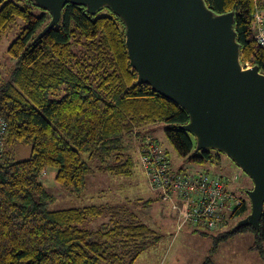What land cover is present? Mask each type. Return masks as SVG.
<instances>
[{"label": "trees", "instance_id": "16d2710c", "mask_svg": "<svg viewBox=\"0 0 264 264\" xmlns=\"http://www.w3.org/2000/svg\"><path fill=\"white\" fill-rule=\"evenodd\" d=\"M205 1L216 14L235 12L242 62L264 73V50L253 33L259 0ZM38 7L33 0H0V39L17 18L25 23L7 50L13 69L7 78L0 73V116L9 132L0 157V264H136L161 238L137 209L93 205L50 210L54 199L42 177L56 169L55 180L80 194L94 171L127 177L137 158L142 171L141 155L162 150L150 129L159 122L167 124L166 139L180 158L206 166L218 163L223 154L196 152V139L181 128L190 121L186 110L137 83L123 21L109 8L108 15H99L101 9L92 16L86 7L68 3L59 25L34 43L51 20L44 9L39 16L33 14ZM21 144L30 145L31 154L16 161L11 149ZM165 157L172 178L198 174L172 172L166 152ZM156 193L142 207L159 202L174 214ZM239 200L229 219H244L250 212ZM105 217L110 220L99 229L83 225ZM247 230L255 235L252 249L264 259V212L258 231L233 227L214 236L210 254L222 241Z\"/></svg>", "mask_w": 264, "mask_h": 264}, {"label": "water", "instance_id": "95a60500", "mask_svg": "<svg viewBox=\"0 0 264 264\" xmlns=\"http://www.w3.org/2000/svg\"><path fill=\"white\" fill-rule=\"evenodd\" d=\"M51 20L33 40L61 21L68 3L90 15L110 9L125 27L126 49L137 83L183 107L181 128L195 151L221 152L250 178L251 211L234 229L259 230L264 212V73L242 65L235 12L216 14L205 0H33Z\"/></svg>", "mask_w": 264, "mask_h": 264}, {"label": "rangeland", "instance_id": "374dc122", "mask_svg": "<svg viewBox=\"0 0 264 264\" xmlns=\"http://www.w3.org/2000/svg\"><path fill=\"white\" fill-rule=\"evenodd\" d=\"M259 5L263 7L264 0H259ZM31 11L33 14L39 16L42 12V8H33ZM98 14L108 15V11L107 9H103ZM24 26V21L17 18L15 24L7 31L8 33L5 37L0 39V73L3 78H7L8 74L13 69L12 65L14 63L9 55H7V50ZM256 26L257 23L255 21L253 23L254 31ZM166 128L167 124L163 122L150 126L154 138L158 141L161 149L168 155L172 172L174 171L183 174H196L203 172L218 177L221 176L223 177L225 184H227L231 194L233 193L236 198L245 201L247 207H249L251 211V203L247 191L253 188V183L245 172L241 171L233 161L223 155H221L218 163L207 164L206 166L193 164L188 162L186 158H180L166 139ZM11 153L12 158L16 161L26 160L31 154V147L27 144L15 145L11 149ZM134 165L131 175L127 177H114L105 173L101 174L98 171L88 174L85 178V189L80 194H75L70 190L68 191L67 189H64L55 180L57 170H48L47 174L42 177L41 181H43L48 192L51 193L54 199L50 203V210L59 211L93 205H124L131 211L137 209V214L141 215L145 223L153 227L156 234L161 238L160 241L155 244L156 246L142 254L136 264H199L204 257V251L202 252L201 246H199V240L193 237L195 234L189 232V228L183 229L181 232L177 231V224L176 222H173V212L167 207H164L166 215L162 216L163 206L159 202H153L150 207H142V203L145 200L156 197L157 193L149 188L147 178L142 173L140 165L138 164V158L135 160ZM109 220L108 217H105L86 222L83 225L84 227L94 230L99 229L103 224L108 223ZM240 220L241 219L238 216H234L233 218H230L229 224L223 227L219 232H208L210 235H204L203 233L198 232L200 229H196L195 231L207 238L206 242L209 244L207 249L210 247L212 249L215 244L214 236L223 231H230ZM190 225L192 224L188 223L185 227ZM179 232L182 234L188 232L191 233L192 236L187 238L180 237L176 241L178 234H180ZM235 236H241L244 244L250 243L251 240L254 241V244L256 242L255 235L251 230H247L244 233H237L232 237L234 238ZM168 247L169 249H167ZM252 251L254 250L252 249ZM254 252L256 253V251ZM213 253H215V251L211 252V254L209 253V256L204 259L201 264H205L208 260L211 262L216 260L212 257Z\"/></svg>", "mask_w": 264, "mask_h": 264}, {"label": "built area", "instance_id": "2783aa9c", "mask_svg": "<svg viewBox=\"0 0 264 264\" xmlns=\"http://www.w3.org/2000/svg\"><path fill=\"white\" fill-rule=\"evenodd\" d=\"M252 18L257 23L253 30L254 40L264 50V6L257 7ZM242 65L244 68L251 66L243 62ZM8 135V124L0 116V157ZM152 153L141 155L142 171L147 176L149 187L159 193L160 202L169 204L174 211L178 229L190 223L208 232L222 230L229 223V215L240 204L223 177L198 173L184 179L172 178L168 175L165 152L155 149Z\"/></svg>", "mask_w": 264, "mask_h": 264}, {"label": "crops", "instance_id": "0c3cea01", "mask_svg": "<svg viewBox=\"0 0 264 264\" xmlns=\"http://www.w3.org/2000/svg\"><path fill=\"white\" fill-rule=\"evenodd\" d=\"M162 210H163L162 216L166 215V210L164 208ZM174 219H175V216L173 214V222H176L174 221ZM187 228H189V232H192L195 234L193 237L199 240V246H201L202 252L204 251L203 259L201 261L199 260L200 261L199 264H201V262L204 261V259H206L209 256L211 247L207 249L209 246V244L206 242L207 238L197 233L193 226L191 225L187 227L184 226L183 228L178 229V225H177V231H180V232L183 231V229H187ZM191 236L192 234L188 232L184 234L180 233L178 234L176 241L180 237L187 238ZM253 244H254L253 240H251L250 243L244 244L243 238L241 236H235L234 238L232 237L227 240H224L218 246L215 253H213L212 257L216 260H213L212 264H264V260L260 257L259 253L256 254L254 251H252L251 248ZM169 247L167 249H169Z\"/></svg>", "mask_w": 264, "mask_h": 264}]
</instances>
